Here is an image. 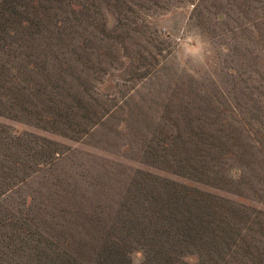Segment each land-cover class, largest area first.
<instances>
[{
	"label": "rangeland",
	"instance_id": "rangeland-1",
	"mask_svg": "<svg viewBox=\"0 0 264 264\" xmlns=\"http://www.w3.org/2000/svg\"><path fill=\"white\" fill-rule=\"evenodd\" d=\"M52 259L264 264V0H0V264Z\"/></svg>",
	"mask_w": 264,
	"mask_h": 264
},
{
	"label": "trees",
	"instance_id": "trees-1",
	"mask_svg": "<svg viewBox=\"0 0 264 264\" xmlns=\"http://www.w3.org/2000/svg\"><path fill=\"white\" fill-rule=\"evenodd\" d=\"M11 190V189H10ZM17 231H18V236H20V233H24V232H26L25 231V228L24 227H20V226H18V229H16ZM19 250L20 251H26L27 253H26V255L25 256H22V258H27V257H31V256H34V255H36L37 254V256L38 255H41L42 254V252H44V251H42L39 247H37V246H34V245H29V244H27V242H25V244L24 245H22V246H19ZM26 249V250H25ZM52 260H54V262L55 263H57V261L55 260V259H52ZM3 261H7V260H4L3 259ZM17 262V261H16ZM18 263H21V264H23L24 262H18ZM25 264V263H24ZM36 264H39L38 263V260L36 261ZM58 264V263H57ZM73 264H78L77 262H74Z\"/></svg>",
	"mask_w": 264,
	"mask_h": 264
}]
</instances>
